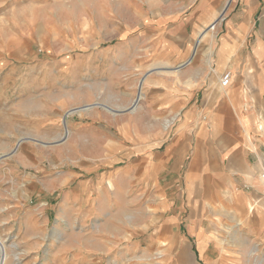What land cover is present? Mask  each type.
<instances>
[{
	"label": "rangeland",
	"instance_id": "rangeland-1",
	"mask_svg": "<svg viewBox=\"0 0 264 264\" xmlns=\"http://www.w3.org/2000/svg\"><path fill=\"white\" fill-rule=\"evenodd\" d=\"M150 1L0 0L6 264H264L261 182L224 192L200 166L189 170L190 157L145 165L115 146L106 158L86 131H73L108 117L136 145L176 128L149 124L153 110L139 99L143 69L162 58L138 62L122 43L128 17L138 18L131 7Z\"/></svg>",
	"mask_w": 264,
	"mask_h": 264
},
{
	"label": "crops",
	"instance_id": "crops-1",
	"mask_svg": "<svg viewBox=\"0 0 264 264\" xmlns=\"http://www.w3.org/2000/svg\"><path fill=\"white\" fill-rule=\"evenodd\" d=\"M131 9L138 18L128 17L122 43L138 62L162 58L159 67L143 69L145 95L139 99L153 110L149 124L176 128L131 145L124 134L115 135L110 118L99 116L75 123L74 133H88L106 158L115 146L122 156L138 152L147 165L190 157L189 170L200 166L211 187L224 192L256 180L264 185V0H152ZM227 72L231 80L223 86ZM87 106L67 116L93 104Z\"/></svg>",
	"mask_w": 264,
	"mask_h": 264
},
{
	"label": "built area",
	"instance_id": "built-area-1",
	"mask_svg": "<svg viewBox=\"0 0 264 264\" xmlns=\"http://www.w3.org/2000/svg\"><path fill=\"white\" fill-rule=\"evenodd\" d=\"M231 80V74L230 72H227L226 74L223 75L221 79V84L223 86H227ZM260 180L264 183V171L260 173Z\"/></svg>",
	"mask_w": 264,
	"mask_h": 264
},
{
	"label": "bare ground",
	"instance_id": "bare-ground-1",
	"mask_svg": "<svg viewBox=\"0 0 264 264\" xmlns=\"http://www.w3.org/2000/svg\"><path fill=\"white\" fill-rule=\"evenodd\" d=\"M0 249H1L2 255H3V257L1 258L2 260H1L0 264H6V259L8 257V253H7L5 245L3 244V242L1 240H0Z\"/></svg>",
	"mask_w": 264,
	"mask_h": 264
}]
</instances>
